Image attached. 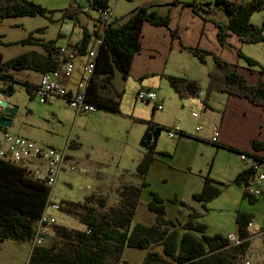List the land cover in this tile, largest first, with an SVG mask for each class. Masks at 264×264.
<instances>
[{
    "label": "trees",
    "instance_id": "obj_1",
    "mask_svg": "<svg viewBox=\"0 0 264 264\" xmlns=\"http://www.w3.org/2000/svg\"><path fill=\"white\" fill-rule=\"evenodd\" d=\"M197 1L191 0L187 3L181 0H147L128 13L115 17L106 25L104 31L102 28L89 31L86 26H82V38L68 44V47L77 50L75 56H85L93 45L92 39H103L95 57V70L87 85V101L97 107V110L121 113L120 104L126 92L125 86L132 71L134 56L143 49L142 26L145 21L167 27L171 23L169 16L158 15L152 10L153 6L183 3L194 7L196 12L202 10L203 14H210L217 7L227 18L226 22L216 21L220 44L227 43L233 34L246 44L264 42V22L254 23L251 20L255 12L264 10V0H207L204 4ZM90 4L95 11L107 9L111 7V0H90ZM56 11H62L63 18L79 20L81 12L86 10H82L80 5L50 10L34 0H0V22L16 16H52ZM43 30L44 28H38L22 40L16 41L23 45H39L42 47L41 51L30 50L4 60L0 50V83L6 86L0 87L3 94L13 95L17 84L24 86L35 96L41 79L37 81L25 71L32 70L43 74L57 71L64 66V47L57 45V39L44 40L35 36L36 32ZM171 31L177 36L175 30ZM2 37L0 35V45L5 43ZM187 49L203 64L210 55L220 63V57L211 51L198 47ZM238 54L245 58L249 66H260L264 73V67L257 59L246 56L241 50H238ZM163 76L180 97H200L202 85L199 80L169 73ZM223 90L231 95L245 97L264 108V82L251 84L237 70L227 74ZM156 110L154 107V114ZM150 124L161 131L169 129L152 122ZM6 128L0 124L1 130L5 131ZM178 134L188 135L183 130ZM67 144L69 149H78L81 145L75 140L68 141ZM253 144L258 150L262 148L258 140H254ZM228 149L250 154L232 147ZM160 155L171 154L152 147L144 151L137 164L140 183L119 186L117 203L108 205L106 198L96 193L88 195L80 202L62 200L60 211L74 216L81 226L74 228L58 223L51 225L65 246L61 247L58 242L51 246L33 245L27 264H121L127 247L147 250L141 264H245L252 242L249 227L254 222V214L241 209L236 211V235L240 239L239 243L231 242L223 233L210 235L207 232L208 224L202 221V217L210 209L208 203L221 195L227 186L226 183L214 179L210 173L204 176L202 190L191 196L193 202L202 205L203 211H198L195 206L175 196L168 201L187 209L188 214L182 220L171 218L167 212V200L159 192L150 190L148 207L155 214L154 223L133 224L137 208L142 202L144 188L150 185L146 179L149 169ZM253 175L254 170L248 166L233 180L235 184L244 186L243 199L251 204L264 200V188L259 195L249 188ZM52 190L53 187L48 186L44 180L32 177L25 167L0 158V243L8 238L33 243L36 222L46 206L54 202L51 200Z\"/></svg>",
    "mask_w": 264,
    "mask_h": 264
},
{
    "label": "rangeland",
    "instance_id": "obj_2",
    "mask_svg": "<svg viewBox=\"0 0 264 264\" xmlns=\"http://www.w3.org/2000/svg\"><path fill=\"white\" fill-rule=\"evenodd\" d=\"M34 1L47 6L50 10L80 5L81 9L84 11L86 9V11L81 12L79 20L63 18L62 11H56L52 16H16L1 21L0 35H3L2 39L5 43L0 45V50L5 60L32 49L41 51L42 47L39 45H23L16 42L27 37L30 32H35L38 28H44V30L36 32L35 36L44 40L57 39L58 45L65 47L69 42L81 39L83 36L82 26L90 28L93 20L98 18V13L94 8H91L90 0ZM144 2L146 0H111V11L115 17H118ZM223 13L220 11L216 13V16H224ZM251 20L254 23H263L264 10L255 12ZM243 45V51L261 62L264 67V42L244 43ZM174 57L175 55H172L168 61L165 59L161 61L164 70L172 75L190 74L193 76L191 78L199 80L202 85L200 99H191L188 102L181 100L168 81L160 80L159 76L155 79H147L146 83H142L132 76L126 86L121 113L98 109L95 112L79 114L62 98L55 97L48 102H42L38 94L33 96L24 86L17 84H15L13 95H5L0 90L1 103L7 100L18 107L12 118V124L5 131L61 149L65 148L68 141L75 140L76 143L81 144L78 149H72L76 159V170L67 169L62 175H59L51 193L52 201L59 202V204L62 200L80 202L84 201L88 195L96 193L104 196L108 205L117 203L119 201L118 187L123 185L122 183H140L137 164L145 151L140 136L151 119L168 128H173L176 125L183 126L188 133L195 134L196 125L203 123L199 116L204 114L203 99L209 88L208 73L213 69V63L209 64L206 58V63L202 64L197 57L185 53L179 56V61H175ZM239 61L242 65H247L245 58H240ZM85 62V56L77 57L76 64L79 67L84 68ZM186 65L189 67H185ZM252 67L261 68L258 65ZM150 84H152L151 87ZM1 86L6 87L0 83ZM149 89L157 92L164 100V109H157L155 115L153 102L136 98L139 92ZM216 95L213 93L212 97L218 102L219 96ZM194 112H197L198 116H195ZM210 128L211 125L208 121L204 126V131H209ZM178 135L170 138L167 129L160 133L157 149H166L174 155V160L171 167L157 165L160 167L154 169L151 174L149 171L146 179L151 185L144 188L142 202L136 212L133 224L139 222L147 224L152 220L148 219L147 215L152 216L154 213L146 205L150 189L159 192L167 200L169 217L185 219L188 210L168 200L178 196L181 200L191 204L190 190L193 187L197 188L198 184L200 185L202 177L199 174H206L211 162H213L212 176L226 183L227 186L221 195L208 203L210 209L202 217V221L208 224L207 232L210 235L216 233H223L226 236L236 234V211L238 209L252 212L254 220L258 224L261 219L264 220V200L261 199L254 204L249 203L248 200L243 199L244 186L233 182L238 172L246 169L250 163H245L239 153L228 152L224 149L215 152L212 147L204 146L201 143H197L194 150H191L190 147L185 148L179 144ZM0 142L4 143V130L1 129ZM196 209L203 211L199 205ZM50 211L57 216L59 225L74 228L81 226L74 216L66 215L59 210L50 209ZM142 217L146 219L142 220ZM47 232L48 235L49 233L55 234L52 226H49ZM48 235H46L44 246L50 243L52 245L54 242H58L61 247L65 246L64 241L58 239L56 234L55 237ZM32 246L33 243L28 241L21 242L12 240V238L4 240L0 243V264H27ZM146 253L144 249L127 247L121 264H141ZM247 258L252 264H262L264 259L263 239L255 238Z\"/></svg>",
    "mask_w": 264,
    "mask_h": 264
},
{
    "label": "crops",
    "instance_id": "obj_3",
    "mask_svg": "<svg viewBox=\"0 0 264 264\" xmlns=\"http://www.w3.org/2000/svg\"><path fill=\"white\" fill-rule=\"evenodd\" d=\"M181 1L182 2L185 1L187 3L191 2V0H181ZM206 1L207 0H198L197 2H202V4H204ZM152 10H155L156 13L160 16H169L171 20L170 26L169 27L162 26V25L159 26L149 21H145L144 25L142 26V41L141 42H142L143 49L141 53H138L136 56H134L133 63H132V71L130 72V76L127 80V83L132 76L135 79H138L142 83H146L145 81L147 79H150V78L155 79L158 76L160 80L166 79L163 76V74H167V72L166 70H164L165 68H164V65L161 64V61L164 59L165 61H168V59L172 57V55H175L174 57L175 61H179L180 59L179 56L184 55V53L187 55H193L197 57L190 50L187 49L189 47H198V48H201V50H207V51L213 52L214 54L220 57L219 58L220 63L216 62L215 57L213 55H210L209 58H207L209 61V64L213 63V69L208 73L209 88L206 93V97L205 98L203 97L204 98L203 99V107H204L203 113L204 114L199 116L200 120L201 119L203 120V123L200 125L198 124L196 125L195 134L188 133L186 130H184L183 126H181L182 130L186 132L188 135H184V136L178 135L179 137L178 139H180L179 144L183 145L185 148L190 147L191 150L195 149L197 143L198 144L201 143L204 146L212 147L213 150H215V152L224 149V150H228V152L238 153L237 151L228 149V147H232L237 150H243L249 153H252L255 151H261L264 148V108L258 104H254L253 102H251L249 99L245 97L231 95L230 93L225 92L223 89L225 88L227 74L234 70H237L238 72H240L241 75H243L245 79L251 84L258 83L259 81L264 82V73L261 71V68L256 69V68H253L252 66H249L248 64L242 65L240 63L239 59L243 57H241L238 54V50H241L242 52L245 53V51H243L244 50L243 44L246 42H243L242 40H240V38L237 35L233 34L232 36L228 38L227 43H225L224 45L220 44L221 42L218 40V36H217L218 27L216 25V21L226 22L227 20L226 16L225 15L216 16V13L221 11L217 7L212 13L203 14L202 10L199 9V11L196 12L194 7L189 6L187 4H183V3H180L178 5L168 4V5L153 6ZM113 16L115 18V15ZM91 18H95V17H91ZM101 24L102 23L98 21V18H95L93 20L92 27L90 28L88 26L86 27L87 29H89V31H94V30L96 31L97 29L100 30L102 28ZM171 30H175L177 33V36H174ZM82 33H83V30H82ZM93 41L94 40L92 39L91 44ZM69 43H72V42H69ZM59 46L64 47V45H59ZM246 56L252 57L249 54H246ZM77 57L75 59V69L72 75L69 78L64 77L63 75L59 76V79L60 81L63 82V85L71 91H74L76 89L77 84L80 81V78L82 76V72L84 69V68L79 67L76 64ZM3 59H4V56H3ZM187 66L188 65H186L185 67ZM25 73L29 75L30 77L32 76V78L36 79L37 81H40L42 77L41 73L33 72L32 70L25 71ZM180 75H184L185 77H188V78L193 77L190 74H185V73L180 74ZM151 86L152 84H150V87ZM149 90H152V89H149ZM213 93L214 94L216 93L219 96L218 102H216L214 98L212 97ZM136 98L140 99L138 95ZM180 98L181 100H184V101L187 100L185 102H188L191 99H197V98L200 99L199 97L197 98L180 97ZM123 100L124 98L122 99V101ZM122 101H121V104H122ZM121 104H120V108H121ZM11 105L15 106L14 103H11ZM163 109H164V104H163ZM194 113H197V112H194ZM205 114L207 115L204 118ZM208 121L211 125V128L209 129V131L205 132L204 126L206 123H208ZM150 122L155 123L153 119L148 121L145 131L142 132L140 136L141 139L139 138L141 142H142L143 137L147 135L146 134L147 132L151 130L152 132H154L156 130V128H154L153 124H150ZM155 124H158V123H155ZM179 124H182V123H179ZM158 125H161V124H158ZM197 126H202L203 129L198 130ZM216 132L219 133L217 137V141H213V136ZM254 140H258L259 143L261 144L262 148L260 150L255 148L253 144ZM148 147L149 146L144 147L145 150ZM154 148L157 151L168 152L166 149H157V146H155ZM183 151H185V149H183ZM70 154L72 157H74L72 149H70ZM173 160H174L173 154H171L170 156L160 155L159 159L155 163H153L152 166L150 167L149 169L150 174L154 171V169L160 166L171 167V163L173 162ZM189 162H190V159H189ZM212 163L213 162L209 164V170L206 173V174L210 173L211 176H212L211 168L213 165ZM157 165H160V166H157ZM206 174H199V176L202 177L201 179L202 182H200V185L198 184L197 188L193 187L192 190H190V194H189L190 196H192L193 193L195 192L197 193L202 190L203 185H204V180H205L204 176ZM212 177L214 179L216 178L214 176ZM217 179L218 178H216V180ZM150 199H151V196L149 195L147 197V204H146L147 206H148V201ZM190 200H191V205L195 206L196 208L199 205L203 209L201 204L192 201V197L190 198ZM147 217H149L148 219H152L151 222L147 221V222H150L147 224L151 225L152 223H154L155 214L152 216L147 215ZM135 218H136V214H135ZM143 219H146V218L142 217V220ZM263 224H264L263 219H261V222L259 224L256 220H254L251 227H249L250 232L252 234L251 236L252 242L250 245V249L252 247V243L254 242L255 238H261L264 240V229H262V226H264ZM48 236L55 237L56 235L49 233ZM56 237L58 238V236ZM50 244L46 246H51ZM246 260L250 261L247 257H246ZM263 263H264V259L262 261V264Z\"/></svg>",
    "mask_w": 264,
    "mask_h": 264
},
{
    "label": "built area",
    "instance_id": "obj_4",
    "mask_svg": "<svg viewBox=\"0 0 264 264\" xmlns=\"http://www.w3.org/2000/svg\"><path fill=\"white\" fill-rule=\"evenodd\" d=\"M96 12L98 13V19L102 22L101 26L104 31L106 25L114 19L111 7L99 9ZM102 40V38H98L93 41L92 47L85 55L86 62L82 76L74 91L65 87L63 82L60 81L59 76L70 77L72 75L77 57L75 55L78 52L72 47H64V54H62L66 59L64 66L57 71L42 74L41 83L36 90V94L40 96V101L48 102L50 99L59 97L79 114L95 112L97 107L87 101L86 89L91 80L93 70H95V57L98 55L97 50ZM138 97L142 100L153 102L156 109H163V100L152 90L141 91ZM194 115L197 116V113H194ZM197 129L202 130L203 127L197 126ZM167 130L168 136L174 138L182 129L179 125H176ZM218 134V132L214 134L213 141H217ZM153 144L154 141L151 140L150 145L153 146ZM68 145L64 149L46 146L31 140V138L4 131V143L0 145V158L25 167L32 177L44 180L48 186L53 187L59 175H62L64 171L67 169L76 170V159L71 156ZM240 156L244 162L250 163V167L254 170V175L249 181V188L259 195L264 188V149L260 152L256 151L250 154L240 153ZM59 205V202H52L46 206L40 219L35 224L36 235H34L33 245L44 246L49 226L58 221L57 216L50 209L60 211ZM228 237L231 242L239 243L240 241L236 234H230ZM245 264L251 263L250 261H246Z\"/></svg>",
    "mask_w": 264,
    "mask_h": 264
},
{
    "label": "water",
    "instance_id": "obj_5",
    "mask_svg": "<svg viewBox=\"0 0 264 264\" xmlns=\"http://www.w3.org/2000/svg\"><path fill=\"white\" fill-rule=\"evenodd\" d=\"M18 107L15 105H11L7 100L4 101V103H0V124L4 127H9L12 124V118L14 117V113L17 111ZM161 132L160 129H157L155 132H147L143 139L141 144L143 146H149L154 148L157 146L159 133ZM151 140L154 141L153 146L150 145Z\"/></svg>",
    "mask_w": 264,
    "mask_h": 264
},
{
    "label": "bare ground",
    "instance_id": "obj_6",
    "mask_svg": "<svg viewBox=\"0 0 264 264\" xmlns=\"http://www.w3.org/2000/svg\"><path fill=\"white\" fill-rule=\"evenodd\" d=\"M1 103V102H0Z\"/></svg>",
    "mask_w": 264,
    "mask_h": 264
}]
</instances>
